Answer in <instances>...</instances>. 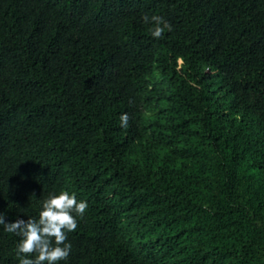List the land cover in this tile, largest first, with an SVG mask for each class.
I'll list each match as a JSON object with an SVG mask.
<instances>
[{"label": "trees", "instance_id": "obj_1", "mask_svg": "<svg viewBox=\"0 0 264 264\" xmlns=\"http://www.w3.org/2000/svg\"><path fill=\"white\" fill-rule=\"evenodd\" d=\"M62 189L60 264H264V0H0V211Z\"/></svg>", "mask_w": 264, "mask_h": 264}, {"label": "clouds", "instance_id": "obj_2", "mask_svg": "<svg viewBox=\"0 0 264 264\" xmlns=\"http://www.w3.org/2000/svg\"><path fill=\"white\" fill-rule=\"evenodd\" d=\"M149 19L153 37L158 38L166 29H171V24L162 16L144 17L146 22ZM119 119L122 126H127V113H122ZM87 208V201L78 199L75 192L51 191L39 201L38 217L8 220L0 211V225L6 232L20 237L15 247L19 264H60L67 260L72 249L67 234L77 228V219L83 217Z\"/></svg>", "mask_w": 264, "mask_h": 264}]
</instances>
